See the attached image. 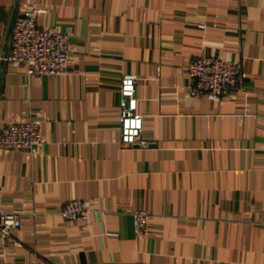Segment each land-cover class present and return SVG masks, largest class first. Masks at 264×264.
I'll list each match as a JSON object with an SVG mask.
<instances>
[{"label": "crops", "instance_id": "0c3cea01", "mask_svg": "<svg viewBox=\"0 0 264 264\" xmlns=\"http://www.w3.org/2000/svg\"><path fill=\"white\" fill-rule=\"evenodd\" d=\"M30 10L68 33L65 75L4 61ZM203 55L240 63L220 101L187 94ZM124 76L147 148L120 143ZM30 118L40 143L0 149V210L20 219L0 264H264V0H0V130ZM72 200L86 218L60 217Z\"/></svg>", "mask_w": 264, "mask_h": 264}, {"label": "built area", "instance_id": "2783aa9c", "mask_svg": "<svg viewBox=\"0 0 264 264\" xmlns=\"http://www.w3.org/2000/svg\"><path fill=\"white\" fill-rule=\"evenodd\" d=\"M38 11L30 10L18 16L13 23L8 51L4 61L22 69L27 77L56 78L66 74L68 57L67 32L41 30L36 26ZM240 63L221 61L211 55H203L190 61L185 73L190 79L189 97L208 96L220 101L231 93L240 77ZM137 79L124 76L119 84V136L126 148H147L142 139V116L137 112L135 95ZM41 141L37 121L13 122L0 130V149H30ZM90 203L72 200L65 203L59 215L63 220L76 221L86 218ZM135 235H146L149 215L144 210L130 213ZM20 227L19 215L0 210V247L8 243L17 245L12 231Z\"/></svg>", "mask_w": 264, "mask_h": 264}]
</instances>
